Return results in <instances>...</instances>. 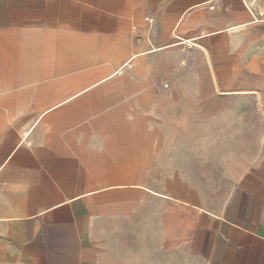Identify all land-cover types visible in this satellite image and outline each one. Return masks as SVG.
Listing matches in <instances>:
<instances>
[{
  "label": "crops",
  "instance_id": "crops-1",
  "mask_svg": "<svg viewBox=\"0 0 264 264\" xmlns=\"http://www.w3.org/2000/svg\"><path fill=\"white\" fill-rule=\"evenodd\" d=\"M262 1L0 0V264H264Z\"/></svg>",
  "mask_w": 264,
  "mask_h": 264
},
{
  "label": "built area",
  "instance_id": "built-area-1",
  "mask_svg": "<svg viewBox=\"0 0 264 264\" xmlns=\"http://www.w3.org/2000/svg\"><path fill=\"white\" fill-rule=\"evenodd\" d=\"M262 14L264 15V1L262 2Z\"/></svg>",
  "mask_w": 264,
  "mask_h": 264
},
{
  "label": "bare ground",
  "instance_id": "bare-ground-1",
  "mask_svg": "<svg viewBox=\"0 0 264 264\" xmlns=\"http://www.w3.org/2000/svg\"><path fill=\"white\" fill-rule=\"evenodd\" d=\"M182 43V42H181ZM133 57V56H132ZM132 59V58H131ZM137 60V59H136ZM208 62V61H207ZM239 95V94H238ZM137 221H139V220H137ZM137 225V224H136Z\"/></svg>",
  "mask_w": 264,
  "mask_h": 264
},
{
  "label": "rangeland",
  "instance_id": "rangeland-1",
  "mask_svg": "<svg viewBox=\"0 0 264 264\" xmlns=\"http://www.w3.org/2000/svg\"><path fill=\"white\" fill-rule=\"evenodd\" d=\"M263 1H264V0H263ZM263 1H262V2H263Z\"/></svg>",
  "mask_w": 264,
  "mask_h": 264
}]
</instances>
